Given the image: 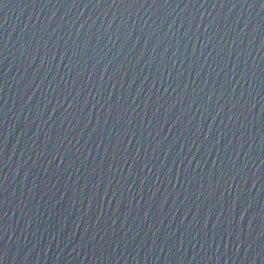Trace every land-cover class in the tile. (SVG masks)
Masks as SVG:
<instances>
[{
  "label": "water",
  "instance_id": "water-1",
  "mask_svg": "<svg viewBox=\"0 0 264 264\" xmlns=\"http://www.w3.org/2000/svg\"><path fill=\"white\" fill-rule=\"evenodd\" d=\"M0 264H264V2L0 0Z\"/></svg>",
  "mask_w": 264,
  "mask_h": 264
},
{
  "label": "snow or ice",
  "instance_id": "snow-or-ice-1",
  "mask_svg": "<svg viewBox=\"0 0 264 264\" xmlns=\"http://www.w3.org/2000/svg\"><path fill=\"white\" fill-rule=\"evenodd\" d=\"M262 2H264V0H262Z\"/></svg>",
  "mask_w": 264,
  "mask_h": 264
}]
</instances>
